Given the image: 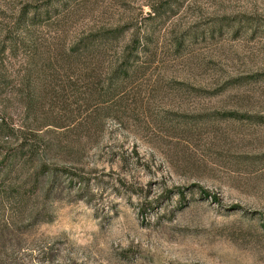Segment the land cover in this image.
<instances>
[{
  "label": "rangeland",
  "instance_id": "1",
  "mask_svg": "<svg viewBox=\"0 0 264 264\" xmlns=\"http://www.w3.org/2000/svg\"><path fill=\"white\" fill-rule=\"evenodd\" d=\"M0 264H264V0H0Z\"/></svg>",
  "mask_w": 264,
  "mask_h": 264
}]
</instances>
